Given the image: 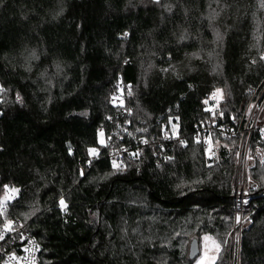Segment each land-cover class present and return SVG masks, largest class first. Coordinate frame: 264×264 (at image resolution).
<instances>
[{"label":"trees","instance_id":"1","mask_svg":"<svg viewBox=\"0 0 264 264\" xmlns=\"http://www.w3.org/2000/svg\"><path fill=\"white\" fill-rule=\"evenodd\" d=\"M251 86L264 0H0V228L19 219L40 264H194L203 234L213 264H264V163L235 250L239 139L208 166L194 135L208 95L231 120Z\"/></svg>","mask_w":264,"mask_h":264},{"label":"built area","instance_id":"2","mask_svg":"<svg viewBox=\"0 0 264 264\" xmlns=\"http://www.w3.org/2000/svg\"><path fill=\"white\" fill-rule=\"evenodd\" d=\"M122 88L123 84L116 82L115 97ZM248 92L251 96L241 115L231 120L227 119L220 107L217 93L208 95L205 100L207 119L196 126L194 134L195 139L205 148L208 166H214L217 162V140L239 139L238 175L234 194L236 217L238 214L242 216L243 206L248 200V169L256 162L264 163V86H251ZM126 151L125 146H122L109 154L116 163L121 153ZM39 251L36 237L19 219H10L0 228V264H40Z\"/></svg>","mask_w":264,"mask_h":264},{"label":"rangeland","instance_id":"3","mask_svg":"<svg viewBox=\"0 0 264 264\" xmlns=\"http://www.w3.org/2000/svg\"><path fill=\"white\" fill-rule=\"evenodd\" d=\"M217 95L219 98H221V93L219 91H217ZM16 195H17V189H13L11 191L6 192L2 197V200L6 201L12 199ZM246 224H247L246 217H244L243 215L240 216V214H238L237 217L235 216L234 227L231 233V241H232L231 243L233 248H235V250H238L239 248L238 244L240 240V233L244 225ZM199 245H200L199 246L200 254L196 258L194 264H213L215 259L217 258L220 249V244L218 240L209 234H203L200 238Z\"/></svg>","mask_w":264,"mask_h":264},{"label":"water","instance_id":"4","mask_svg":"<svg viewBox=\"0 0 264 264\" xmlns=\"http://www.w3.org/2000/svg\"><path fill=\"white\" fill-rule=\"evenodd\" d=\"M200 254V248H199V243L197 239L192 240V243L190 245V258L191 259H196L198 255Z\"/></svg>","mask_w":264,"mask_h":264},{"label":"snow or ice","instance_id":"5","mask_svg":"<svg viewBox=\"0 0 264 264\" xmlns=\"http://www.w3.org/2000/svg\"><path fill=\"white\" fill-rule=\"evenodd\" d=\"M63 203V202H62Z\"/></svg>","mask_w":264,"mask_h":264}]
</instances>
